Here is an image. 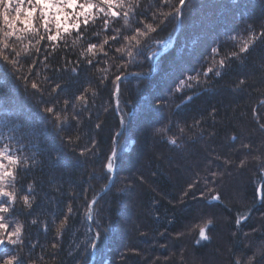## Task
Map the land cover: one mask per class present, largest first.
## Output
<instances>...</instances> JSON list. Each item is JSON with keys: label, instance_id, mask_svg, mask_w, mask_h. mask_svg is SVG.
Returning <instances> with one entry per match:
<instances>
[{"label": "trees", "instance_id": "16d2710c", "mask_svg": "<svg viewBox=\"0 0 264 264\" xmlns=\"http://www.w3.org/2000/svg\"><path fill=\"white\" fill-rule=\"evenodd\" d=\"M140 4L149 19L157 11L155 0H140ZM117 19L118 24L110 21L109 32L113 27L119 29L121 37L134 32L135 21L125 25ZM262 20L264 0H191L172 48L156 59L152 72L154 55L168 47L177 23L169 21L146 39L139 37L141 54L134 56L125 69L127 74L135 75L124 79L121 85L120 109L127 124L116 143L118 161L111 175L114 186L110 183L111 191L104 192L92 209V228L102 232L93 253L88 247V238L94 232L89 231L87 205L108 181L103 179L107 175L104 165L120 126L111 84L100 89L94 106L89 100L90 112L79 104L75 109L70 105L68 120L62 125L65 131L61 132L54 121L44 119L41 109L57 99V106L63 108L65 93L58 97L33 94L21 82L0 76V136L23 137L26 154L35 161H29L16 185L17 189L23 187L19 195L28 194L27 186H33L34 193L29 194L30 198L34 196L32 207H25L18 198L14 213L8 214L12 222L25 225V247L21 253L25 264L29 249L36 264H88L92 254V264H231L233 253H252L261 239L260 233L253 230L264 229V204L260 202L264 169L251 157L245 167L237 165L246 151L240 148L241 143L251 142L264 151V131L260 129L264 123V40L255 41L242 59L233 60L222 77H212L210 73L212 78L201 76L202 83L193 89L185 88L182 93L174 89L189 74L213 66V47L222 49L221 56L239 51V46L249 39L247 24L258 30ZM95 21L94 27L101 35H89L102 41L105 33L100 16ZM92 26L90 19L89 27ZM84 28L82 24L81 30ZM233 36L235 39H231ZM110 44L113 47L109 56L103 58L107 63L98 65L99 72L85 64L76 74L49 68L42 70V75H48L50 80L60 79L68 96L83 88L95 90L99 77L107 74L111 80L120 60L121 53L115 52L120 45L114 41ZM80 50L79 46L73 48L69 40L67 52H55L51 63L62 67L66 60L74 61ZM101 58L102 54H98L97 59ZM124 59L130 58L125 55ZM219 59L215 57L216 61ZM205 79L207 83L203 82ZM240 80L245 83L239 84ZM184 92L196 95L188 102L186 98L181 100ZM88 95L91 97V93ZM213 110L214 116L210 115ZM74 113L81 114L79 127L72 119ZM197 120L199 126L195 125ZM96 123H101L100 129H96ZM165 126L170 131L155 134L156 129ZM180 128L185 131L181 133ZM68 136L73 143L62 140ZM173 136L178 138L180 148L168 143ZM233 136L237 139L233 140ZM92 138L97 141L95 154L85 152L81 156L80 152L91 146ZM213 153L233 163L226 166L223 159L213 160ZM208 160H213V164L209 165ZM208 168L223 176L216 185H200L205 192L203 200L198 192L196 199L186 197L180 203L187 182L197 172L206 174ZM128 185L131 187L127 193L117 198L118 190ZM209 188L216 191L210 192ZM216 193L221 200L209 204ZM69 203L74 214L58 236L56 227L67 214ZM244 215L248 218L243 219ZM207 217L214 219V224L209 225L211 231L206 230L210 239L198 244L194 226ZM238 217L240 225L235 223ZM100 219L102 227L97 229L95 221ZM32 220L36 223L32 224ZM178 232L185 235L176 239ZM244 233L251 235L246 237ZM249 242L251 247H246ZM53 243L59 247L53 249Z\"/></svg>", "mask_w": 264, "mask_h": 264}, {"label": "snow or ice", "instance_id": "6c2138e0", "mask_svg": "<svg viewBox=\"0 0 264 264\" xmlns=\"http://www.w3.org/2000/svg\"><path fill=\"white\" fill-rule=\"evenodd\" d=\"M191 0H155L153 5L157 11L153 12L149 19L148 12L143 9L140 4V0H0V76L5 78L11 77L14 80L21 82L26 90H31L33 94H39L43 96L45 93L52 95L56 94L58 97L60 93H65L63 99V108H59V99L55 103H45L42 112L45 114V120H52L55 122V127L59 131H65L62 126L68 120L69 106L73 109L79 104L85 111H89V100L91 99L92 105L95 104V97L99 95L100 89L105 87L107 83L112 86L111 95L116 101V111L120 113L119 125L121 128L125 127L127 120L125 114L120 109V93L123 80L127 78L126 67L127 64L134 59V56L141 54L139 37L145 39L150 33H157L163 25L169 21H175L181 26L184 25L185 12L188 10ZM27 5V7H25ZM165 8L167 10H165ZM116 9H119L117 11ZM95 10V11H93ZM102 14V16H101ZM100 16L103 24L104 36L103 40H93L89 33L99 37L100 32H97L94 24L95 17ZM120 18L125 25H129L130 21H135V29L132 33H126L122 37L118 28L113 27L109 32L110 21L119 23ZM92 19L93 26L89 27V21ZM145 21H148L145 23ZM85 28L81 30V25ZM143 26V30H142ZM246 31L249 34V39L246 40L241 46L239 51H231L228 54L222 55V49L220 47H213L211 52L213 54V66L207 67L206 70L198 72L195 75L189 74L186 78L179 80L178 85L175 87V92L182 93L183 89H193L199 86L201 76L204 78L222 77L231 66L233 60H240L243 58V54L249 52L250 46L257 40H264V20L261 21L259 29L249 23L247 24ZM235 39V37H231ZM71 40L73 48L80 47L79 53L76 55V59L66 60L62 67L52 65L50 57L57 51L67 52L68 42ZM121 40L125 43H121ZM27 41V44H25ZM110 41L116 42L118 47H115V52L121 53L119 63L117 64L116 71L112 73V78L109 80L107 74L98 78V84L95 90L91 87L78 90V94L74 92L71 96H68L66 89L62 87V81L60 79L50 80L49 76L42 75V70L51 68L54 72H70L72 74L78 73V70L82 65H89L101 71L99 64L101 62L107 63L106 59L109 56L113 45ZM43 42V46H42ZM106 46H108L106 48ZM135 50V51H134ZM98 54H102L101 59H97ZM125 55L130 58L125 60ZM219 56L218 61L215 57ZM68 65H72L71 68ZM107 73V70H103ZM212 74V77L209 74ZM207 83V79L203 81ZM244 80H240L239 84L243 85ZM59 90V92H58ZM88 93H91L89 97ZM196 95L195 92L188 94L184 92L181 95V100L191 102ZM151 108V105L149 106ZM160 105H156L158 111ZM107 111V109H105ZM63 114V115H62ZM210 115H215L213 110ZM80 113H74L72 119L75 120L76 126L80 125ZM91 118V115H89ZM99 119V117H97ZM200 121H195V125L199 126ZM96 129L101 128V123L95 124ZM260 129L264 131V123L260 124ZM181 133L185 131L184 128L179 129ZM170 131L165 126L158 128L155 131L156 135ZM122 135L121 132H116L113 136V148L111 153L106 157L107 175L103 178L108 180L112 186L114 181L111 180V175L115 172L118 154L115 149V144L118 143V138ZM79 137H77L78 139ZM177 137H169L168 143L180 148L182 145L177 143ZM233 140L237 137L233 136ZM66 143H73L71 136L62 137ZM91 146L85 148L80 152L83 156L85 152H93L97 149V141L92 138L90 141ZM240 148L246 150L243 153V159L239 160L237 167L243 168L248 162V158L251 157L253 161H256L258 165L264 169V151H260L258 147L251 142H243L240 144ZM238 151V149H233ZM27 149L23 143V137L13 134L11 137L0 136V250L3 251V256H0V264H25L24 257L21 255L25 247V225L20 222H12L9 217V213L15 211V205L21 200L25 207L31 208L34 196L30 198L29 194L34 193V188L31 184L27 186V193L19 195L23 191L17 189L18 178L21 177L24 171L28 168L29 161H35L32 157L26 154ZM93 154H95L93 152ZM35 156V153H33ZM223 159L224 165H230L233 163L228 158H222L213 153V160ZM213 160H208V164L212 165ZM217 167H219L217 165ZM223 173L214 171L211 168L206 169V174L197 172L187 182L186 188H184L180 194L179 202L183 203L186 197L192 199L197 198V193H200V199L205 197L204 189L200 187L203 183L205 187L208 185H216L217 179L222 177ZM211 177V179L209 178ZM141 183L144 182L141 178ZM131 185L121 188L117 192V198L121 194L127 193V188ZM210 192H215V188H209ZM85 190V195H86ZM111 188L106 187L105 192H110ZM221 196L216 193L210 197L209 204L212 201H220ZM97 199H92L87 205L88 219H92L93 206L97 204ZM260 202L264 204V193L260 196ZM255 203V202H254ZM207 206V205H206ZM102 211V210H101ZM74 214V209L69 203L67 208V214L63 216L59 224L56 227L57 235L59 236L69 224L70 216ZM243 219L248 217L244 215ZM36 220H32V224H35ZM237 225L241 223V217H238L235 221ZM214 224L212 217L202 218V223L195 225V230H198V240L196 243H200L201 240H209L210 236L206 234L211 231L209 225ZM97 229L102 227V219L96 220L95 225ZM93 225H89V231L91 232ZM190 229L189 231H191ZM254 232H259L261 239L259 245L255 247L252 253L249 255L246 252L239 254L233 253L231 264H264V229H254ZM143 234V233H142ZM185 235L184 232H178L176 239H180ZM237 235L236 232L233 233ZM244 235L250 236V233H244ZM102 232L96 231L88 238V247L91 249H97V242L101 240ZM107 237H105L106 239ZM11 246V247H9ZM34 248L35 245H32ZM53 249L59 247L57 243L51 245ZM246 247H251L249 242ZM43 259V257H41ZM28 264H36V261L31 256V249H29Z\"/></svg>", "mask_w": 264, "mask_h": 264}, {"label": "water", "instance_id": "95a60500", "mask_svg": "<svg viewBox=\"0 0 264 264\" xmlns=\"http://www.w3.org/2000/svg\"><path fill=\"white\" fill-rule=\"evenodd\" d=\"M178 28H179V24L177 23V26H176L175 32H174V34H173V36H172V38H171V40H170V43H169L168 47L165 48V49H163L162 51H160V52H158V53H156V54L154 55V57H153V59H152L151 72L153 71V66H154V63H155L156 59H157L159 56H161L163 53L167 52L168 50H170V49L172 48V46H173V44H174V41H175V37H176L177 31H178ZM134 75H135L134 73L127 74V78L130 77V76H134ZM114 107H115L116 115H117V117H118V119H119V116H120V115H119V113L116 111V101H114ZM121 130H122V128L120 127L119 130H118V132H121ZM111 179H112V176H111ZM109 185H110V182L107 181L106 185L103 187V189L101 190V192L98 193L94 198H95V199H98V198H99V197L105 192V188L108 187ZM94 198H93V199H94ZM90 202H91V201H90ZM91 220H92V219H91ZM91 220L88 219L89 224H91ZM92 231L95 233V231H94L93 228H92ZM92 257H93V256L91 255V258H90L88 264H92V262H93Z\"/></svg>", "mask_w": 264, "mask_h": 264}, {"label": "rangeland", "instance_id": "374dc122", "mask_svg": "<svg viewBox=\"0 0 264 264\" xmlns=\"http://www.w3.org/2000/svg\"><path fill=\"white\" fill-rule=\"evenodd\" d=\"M114 101H115V98H114ZM115 109V108H114ZM120 128V126H119ZM122 131V130H121ZM115 149H116V144H115ZM109 187V186H108ZM90 203V202H89ZM94 252V249H92V253Z\"/></svg>", "mask_w": 264, "mask_h": 264}]
</instances>
